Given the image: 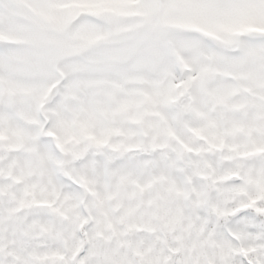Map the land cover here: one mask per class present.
I'll use <instances>...</instances> for the list:
<instances>
[{"label":"snow or ice","instance_id":"1","mask_svg":"<svg viewBox=\"0 0 264 264\" xmlns=\"http://www.w3.org/2000/svg\"><path fill=\"white\" fill-rule=\"evenodd\" d=\"M0 264H264V0H0Z\"/></svg>","mask_w":264,"mask_h":264}]
</instances>
